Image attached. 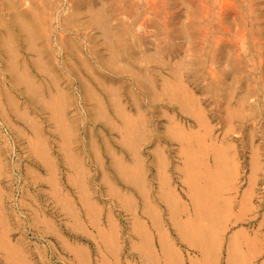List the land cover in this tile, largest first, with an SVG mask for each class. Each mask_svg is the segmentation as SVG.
<instances>
[{"label":"rangeland","instance_id":"rangeland-1","mask_svg":"<svg viewBox=\"0 0 264 264\" xmlns=\"http://www.w3.org/2000/svg\"><path fill=\"white\" fill-rule=\"evenodd\" d=\"M8 1L10 3L0 1V6L4 7H0V23L4 24V14L5 24L12 25L14 13L29 14L43 0ZM44 1L47 3L42 2L41 8L37 9L46 12L42 18H45L44 30H49L43 33L40 43L34 44L36 48L24 41L26 34H19L13 26L21 45L16 52L21 56L18 66H24V60L29 77L15 70L12 56L0 46V161L6 166L4 170L0 167V264H233L231 238H236L238 233L237 246L244 253L250 251L245 263L264 264V0ZM191 3L193 7L189 8ZM118 5L122 6V14L125 11L124 16ZM105 6H109V10L112 8L107 12H116L112 22L118 26L117 30L130 32L122 34L128 45L126 52L129 50V58L126 56V61L120 64L115 62L118 55L109 47V36L97 24L104 16ZM55 7L56 10H49ZM195 16L199 19L196 20ZM0 32V36L5 33L1 27ZM132 32L134 35L131 36ZM139 33L141 35L136 37ZM131 41L132 49H129ZM95 45H98L97 49ZM119 50V56L127 54ZM213 51L217 54L214 55ZM111 52L114 53L112 56ZM132 54L137 56L130 59ZM210 54L214 56L211 58ZM226 57H230L229 60ZM210 60L215 61V65ZM229 61L233 62L230 64ZM177 67H182V71ZM229 67L231 69H226ZM46 68L51 74L49 71L46 73ZM179 72L182 76L177 74ZM218 73L223 77L216 75ZM233 75L236 77L234 80L231 79ZM13 78L17 81L14 82ZM178 78L181 83L177 82ZM220 79L221 82L218 81ZM25 81L27 83H23ZM173 81L178 86H174L175 89H180L178 94L187 85L189 95L185 93V87L182 90L184 96L181 93L177 99L172 97L169 90ZM218 87H222L219 88L222 91ZM5 90L7 99L3 96ZM181 95L188 97L185 100L198 98L199 101L195 99L193 105L192 101L183 100ZM53 96L61 98L54 109L57 112L47 105ZM58 109L62 111L59 113ZM53 113L60 114V121ZM198 114L202 117L201 124L198 123ZM4 118L9 122L6 123ZM126 122L134 123L136 134L126 133ZM37 138L39 140H35ZM191 146L200 150L204 147L202 152L192 154L196 156L193 159H197L199 167L196 168L203 177L217 169L220 159L217 153L226 163L228 159L227 168L224 167L225 177H222L219 187L221 191L218 190L219 196H215L218 205H224L221 201H225L230 207L227 211L225 204L227 215L222 219L226 214L222 212L220 221L218 218L216 228H219L220 243L217 248L207 243L208 248L203 249L189 239L191 236H184L181 229L183 224L194 221L197 216L193 186L185 174L190 160L188 151L194 152ZM42 151H47L48 155L43 154L45 152L40 154ZM137 175L145 180L144 188H140ZM199 183L203 185L204 181ZM54 184L56 188H53ZM170 191L175 192L177 199L174 202ZM5 197L9 198L6 202ZM67 198L71 199L70 206L65 200ZM20 202L24 204L20 205ZM63 203H67L68 208ZM198 222L204 226L210 223L202 218ZM176 250L181 252L176 253ZM207 250L211 251L207 253ZM170 252L173 255L170 256ZM205 254L207 259L211 257V262Z\"/></svg>","mask_w":264,"mask_h":264},{"label":"bare ground","instance_id":"bare-ground-1","mask_svg":"<svg viewBox=\"0 0 264 264\" xmlns=\"http://www.w3.org/2000/svg\"><path fill=\"white\" fill-rule=\"evenodd\" d=\"M1 1V0H0ZM15 1V0H14ZM22 1V0H21ZM23 1H25V0H23ZM32 1V0H31ZM31 1H29V3H31ZM39 1V0H38ZM48 1V0H47ZM99 1V0H98ZM105 1V0H104ZM110 1V0H109ZM112 1L113 0H111V2H109V3H112ZM117 0H115V2H116ZM122 1V0H121ZM125 0H123V2H124ZM131 1V0H130ZM133 1V0H132ZM187 1V0H186ZM189 1H191V0H189ZM192 1H195V0H192ZM191 1V2H192ZM197 1V0H196ZM7 2H9L8 0H7ZM17 2V1H16ZM16 2H14V3H16ZM33 2V1H32ZM42 2H45V3H47L46 1H41V3L40 4H42ZM91 2V1H90ZM100 2V1H99ZM98 2V3H99ZM103 2V1H102ZM108 2V1H107ZM114 2V1H113ZM122 2V3H123ZM128 2V1H127ZM135 2V1H134ZM179 2V1H178ZM199 2V1H198ZM197 2V3H198ZM2 3H3V0H2ZM2 3H0V4H2ZM5 3V2H4ZM10 3V2H9ZM9 3H7L8 5H9ZM22 3V2H21ZM20 3V4H21ZM24 3V2H23ZM22 3V4H23ZM96 3H97V1H96ZM103 3H105V2H103ZM183 3V2H182ZM185 3H187V2H185ZM194 3V2H193ZM36 4V3H35ZM40 4L38 5V7H40ZM48 6H50L51 5V3L50 2H48ZM101 4V3H100ZM106 4V3H105ZM104 4V5H105ZM119 4H121V3H119ZM196 3H194V5H195ZM200 4V3H199ZM34 5V4H33ZM102 5V4H101ZM101 5H100V8H102L101 7ZM196 5H198V4H196ZM195 5V6H196ZM35 6V5H34ZM34 6L32 7V8H34ZM47 6V7H48ZM57 6V5H56ZM119 6V5H118ZM118 6H116V7H118ZM199 6V5H198ZM1 7V6H0ZM17 7H19V6H17ZM37 7V8H38ZM110 7H111V5H110ZM119 7H121L120 8V10L119 11H121V15H123L124 16V14H125V11L123 10V12H124V14H122V6H119ZM134 7H135V5H134ZM133 7V8H134ZM185 7H189L188 5H186ZM191 7H193L192 6V3H191V6L189 7V8H191ZM4 7H1V9H3ZM8 8V7H7ZM9 8H11V7H9ZM13 8V7H12ZM22 8H23V6H22ZM30 8V7H29ZM34 9V10H32V11H30V13L29 14H27V13H20L19 11H18V13H14V16H13V22H12V25H11V23H9V24H5V21H3V16H4V14H3V16H2V22L4 23V24H2V23H0V27L2 28V29H4V31H5V33H4V35L3 34H1V36H0V46L2 47H4L5 49H6V51H7V54L9 53L10 54V56H12V60L11 61H13V63H14V66H15V70H17V72L18 71H20L19 73H23L22 75H24V76H28L29 74V71H28V69H27V65H26V63H25V61L23 60V64L22 65H26V67H24V66H22V67H20L19 68V60H18V58L20 57L21 58V56L19 55V53L17 54L16 52H17V50H19V48L21 47V45H19V41H18V35H17V32H19V34H21V33H24V34H26V39L24 40V41H28L29 43H31L33 46L32 47H35L34 46V44H36L39 40H41V38H42V36H43V33L46 31H48V30H44V27H45V24H44V20H45V18H42L43 17V12H45V11H43V12H41V10L40 9ZM41 8V7H40ZM43 8V7H42ZM44 8L46 9V6L44 5ZM43 8V9H44ZM50 8V7H49ZM107 8V9H106ZM113 8H115V6L113 7ZM133 8H132V10H133ZM201 8H203V7H201ZM6 9V8H5ZM26 9V8H25ZM31 9V8H30ZM56 10L57 8L55 7V8H52V9H49V10ZM91 9L93 10V8L91 7ZM112 8H110V10H111ZM123 9H125V8H123ZM128 9V8H127ZM195 9V8H194ZM198 9V7L196 8V10ZM47 10H48V8H47ZM92 10H91V13H92ZM95 10H96V8H95ZM109 10V6H105V8L103 7V11H104V16H101V18H100V20H99V22H97V24L98 25H101L102 27V30H105L104 32L106 33V35L107 36H109V38H110V45H109V47L111 46V50L114 52H116V54L118 55L117 56V60H115V62L117 63V64H120L121 62H123V61H126L125 59L127 58L126 56H128L129 54L126 52V50H127V47H128V45H127V42H125V41H123V39L125 40V37L122 35V34H130V32H128L126 29H124V30H126L125 32H127V33H121V31L119 32L118 30H117V27L118 26H116L115 24H113L114 22H112L113 20H114V16H115V14H116V12H107ZM109 10V11H110ZM126 10V9H125ZM135 10V9H134ZM133 10V11H134ZM199 10V9H198ZM197 10V13L199 12ZM202 10V9H201ZM21 11V10H20ZM24 11H26V10H24ZM94 11V10H93ZM97 11H99V10H97ZM102 11V10H101ZM102 11V12H103ZM118 11V12H119ZM129 11V10H128ZM127 11V12H128ZM187 11V10H186ZM7 12H9L10 13V11L9 10H7ZM23 12V11H22ZM52 12H55V11H52ZM96 11H94V14L96 15L97 13H95ZM126 12V13H127ZM193 12H195V11H193ZM46 13V12H45ZM51 13V12H50ZM56 13V12H55ZM80 13V12H79ZM120 13V12H119ZM119 13H118V16H119ZM133 13V12H132ZM135 13H136V11H135ZM52 14V13H51ZM71 14V13H70ZM69 14V15H70ZM90 14V13H89ZM93 14V13H92ZM93 14V15H94ZM100 14V13H99ZM98 14V15H99ZM102 14V13H101ZM134 14V13H133ZM194 14V13H193ZM46 15V14H45ZM47 15H48V13H47ZM73 15H74V13H73ZM73 15H71V16H73ZM92 15V19H95V18H93L94 16ZM120 15V16H121ZM128 15H130V14H128ZM167 15V14H166ZM210 15H212V14H210ZM252 15V14H251ZM77 16V15H76ZM100 16V15H99ZM185 16H186V12H185ZM206 16V15H205ZM250 16V15H249ZM253 16V15H252ZM131 17V16H130ZM191 17V16H190ZM196 17V16H195ZM195 17H193V18H195ZM55 18V17H54ZM73 18V17H72ZM77 18V17H76ZM112 18H113V20H112ZM116 18V17H115ZM119 18V17H118ZM136 18V17H135ZM44 19V20H43ZM51 19V18H50ZM91 19V18H90ZM92 19H91V21H92ZM199 19V18H198ZM197 19V17H196V20H198ZM1 20V19H0ZM52 20V19H51ZM50 20V22H52ZM55 20V19H54ZM67 20H71V17L68 19V17H67ZM96 20V19H95ZM116 20H118L117 18H116ZM186 20V19H185ZM203 20V19H202ZM46 21H47V18H46ZM73 21V20H72ZM94 21V20H93ZM10 22V21H9ZM48 22H49V20H48ZM49 22V23H50ZM116 22H118V21H116ZM129 22V21H128ZM133 22V21H132ZM69 23V22H68ZM94 23V22H93ZM72 24V23H71ZM113 24V25H112ZM128 24V23H127ZM126 25V24H125ZM124 25V26H125ZM130 25H131V23H130ZM168 25V24H167ZM15 27V29L17 30V32H15L14 31V27ZM52 26V25H51ZM131 26H134V24L133 25H131ZM184 26V25H183ZM185 26H187V25H185ZM47 27V26H46ZM100 27V26H99ZM128 27H129V25H128ZM127 27V28H128ZM141 27V26H140ZM48 28V27H47ZM46 28V29H47ZM50 28V27H49ZM130 28H132V27H130ZM204 29H205V27H204ZM135 30V29H134ZM178 30V29H177ZM185 30V29H184ZM184 30H182L183 32H184ZM101 31V30H100ZM116 31V32H115ZM138 32H139V30H137ZM179 31V30H178ZM102 32V31H101ZM138 32L136 33V34H138ZM182 32V33H183ZM1 33V32H0ZM185 33V32H184ZM183 33V34H184ZM45 34H47V33H45ZM132 34H133V32L131 33V36H132ZM134 35V34H133ZM141 34L139 33V35H136V37L138 36H140ZM185 35V37H187L186 36V34H184ZM173 36V35H172ZM189 36V35H188ZM46 37H47V39H48V36L46 35ZM46 37H45V39L44 40H47L46 39ZM50 37V36H49ZM103 37V36H102ZM126 37H127V35H126ZM188 38V37H187ZM104 39H106V37L104 38ZM132 40H133V37L131 38ZM134 39H135V36H134ZM137 39V38H136ZM108 40V39H107ZM107 40H104L105 41V43L107 42ZM141 40V39H140ZM42 41H43V39H42ZM129 41H130V39H129ZM137 41V40H136ZM28 42H27V44H28ZM141 42V41H140ZM139 42V43H140ZM38 43H40V42H38ZM46 43V42H45ZM125 43V44H124ZM132 43H133V41H131V44H129V49H132ZM138 42H136V44H137ZM142 43V42H141ZM99 44V43H98ZM104 43L102 42V45H103ZM107 44H109V42H107ZM188 44V43H187ZM190 44V43H189ZM101 45V44H100ZM106 45V44H105ZM138 45V44H137ZM140 45V44H139ZM30 46V45H29ZM95 46H97L96 47V49L98 48V45H95ZM141 47H142V45H140ZM107 47H108V45H107ZM106 47V48H107ZM108 47V48H109ZM135 46H134V44H133V48H134ZM186 47V46H185ZM36 48V47H35ZM35 48H33V49H35ZM139 48V47H138ZM187 48H188V46H187ZM44 49V48H43ZM103 49V48H102ZM119 49H121V51L122 52H126L127 54H124V55H121V56H119L120 55V50ZM135 49H136V47H135ZM111 50H109V51H111ZM138 50H141L140 48L138 49ZM214 50V49H213ZM30 51H31V49H30ZM137 51V50H136ZM183 51H186V50H183ZM215 51H218V49L217 50H215ZM2 52V51H1ZM37 52H38V54H40L39 53V51L37 50ZM43 52V51H42ZM113 52H111L110 53V55L112 56L114 53ZM187 52V54H188V51H186ZM185 52V53H186ZM214 52V51H213ZM35 53H36V50H35ZM96 53V52H95ZM106 53V52H105ZM108 53V52H107ZM113 53V54H112ZM134 53V52H133ZM136 53V52H135ZM141 53V52H140ZM216 52H214V55H216L215 54ZM16 54H17V56H16ZM23 54V53H22ZM30 54V53H29ZM143 54V53H142ZM186 54V55H187ZM211 54H213V53H211ZM211 54H210V56H211ZM223 54V53H222ZM131 55V54H130ZM146 55V54H145ZM214 55H212L211 56V58L214 56ZM110 56V57H111ZM137 56V55H136ZM136 56H133V54H132V56L130 57V59L131 58H133V57H136ZM226 56H229V55H227L226 54ZM38 57H39V55H38ZM40 57H41V55H40ZM110 57H109V59H110ZM114 57H115V55H114ZM147 56H145L144 58H146ZM149 57V56H148ZM160 58H161V56H159ZM192 57V56H191ZM218 57V56H217ZM23 58H24V56H23ZM22 58V59H23ZM48 58V57H47ZM128 58H129V56H128ZM190 58V57H189ZM227 58V57H226ZM230 58V57H229ZM229 58H227L228 60H229ZM233 58V57H232ZM11 59V58H10ZM36 59H37V57H36ZM51 59V58H50ZM135 59H138V58H135ZM187 59V58H186ZM215 59V58H214ZM17 60H18V62H17ZM37 60H39V59H37ZM45 60V59H44ZM110 60H112V57H111V59ZM188 60V59H187ZM213 60V59H212ZM216 60V59H215ZM234 60V59H233ZM22 61V60H21ZM34 61V60H33ZM40 61V60H39ZM98 61V60H97ZM113 61V60H112ZM132 61V60H131ZM211 61V60H210ZM231 61V60H230ZM229 61V62H230ZM37 62V61H36ZM40 62H43V61H40ZM147 62V61H146ZM184 62V61H183ZM211 62H214V64L213 65H215V61H211ZM233 62V61H232ZM232 62H230V64L232 63ZM35 62H33L32 64H34ZM44 63V62H43ZM43 63H41L42 65H43ZM114 63V62H113ZM115 63V64H116ZM136 63H137V61H136ZM163 63H164V61H163ZM198 63H199V61H198ZM219 63V62H218ZM218 63H216V65L218 64ZM224 63H226V61L224 62ZM236 63V62H235ZM12 64V63H11ZM124 64V63H123ZM178 64H180V63H178ZM185 64V63H184ZM42 65H40V66H42ZM135 66H136V64H134ZM139 65V64H138ZM182 66H183V64H181ZM205 65V64H204ZM203 65V66H204ZM221 65V64H220ZM239 65H240V63H239ZM239 65H237L238 67H239ZM8 66V65H7ZM119 66H122V65H119ZM226 66V65H225ZM230 66V65H229ZM231 66H233V65H231ZM230 66V67H231ZM235 66V65H234ZM100 67V66H99ZM184 67V66H183ZM185 67H187V66H185ZM228 67V66H227ZM226 68V69H231V68ZM178 68V67H177ZM177 68H176V70H177ZM217 68H219L218 66H217ZM224 68V67H223ZM2 69V68H1ZM12 69H14V68H11V70ZM49 68H46L45 70H46V73H48V70ZM124 69H127L128 70V68H124ZM131 69V68H130ZM129 69V70H130ZM179 70H181L182 71V67H181V69H180V67L178 68ZM188 69V68H187ZM191 69V68H190ZM226 69H222V71H224V70H226ZM241 69V68H240ZM8 69H6L5 70V72L7 71ZM26 70V71H25ZM43 70V69H42ZM126 70V71H127ZM233 70H234V68H233ZM232 70V71H233ZM132 71V70H131ZM130 71V72H131ZM146 71V70H145ZM152 71H154V70H152ZM219 71V70H218ZM28 72V73H27ZM133 72H135L136 73V71L134 70ZM147 72V71H146ZM148 72H150V71H148ZM178 72V71H177ZM220 72H221V70H220ZM227 73H228V71H226ZM229 72H231V71H229ZM39 73H40V71H39ZM49 73H50V71H49ZM174 73H176L175 72V70H174ZM227 73H225V74H227ZM28 74V75H27ZM31 74V73H30ZM34 74L35 73H33V75L31 76V77H33L34 76ZM51 74V73H50ZM120 74V73H119ZM178 75H180V76H182L181 74H182V72H179V73H177ZM210 75H211V72L209 73ZM212 74H215V73H213L212 72ZM17 75V74H16ZM21 75V74H20ZM21 75V76H22ZM113 75V74H112ZM142 75V74H141ZM174 74L172 73V76H173ZM176 75V74H175ZM174 75V76H175ZM178 75L177 76H175V78L176 77H178ZM216 75H219V73L218 74H216ZM222 75H224V74H222ZM48 76V75H47ZM46 76V77H47ZM138 76V75H137ZM140 76V75H139ZM143 76V75H142ZM141 76V77H142ZM147 76V75H146ZM179 76V77H180ZM220 77H223V76H221V75H219ZM229 76V75H228ZM29 77V76H28ZM116 77V76H115ZM148 77V76H147ZM208 77V76H207ZM216 77V79H217V76H215ZM224 77H226V76H224ZM233 77H234V75L232 76V78L231 79H233ZM143 78H144V76H143ZM142 78V79H143ZM211 78V77H210ZM209 78V79H210ZM236 77H234V79H235ZM8 79V78H7ZM14 79V82H15V80L17 81V79H15V78H13ZM21 79H23V78H20V80ZM48 79V78H47ZM52 79H53V76H52ZM51 79V80H52ZM145 79V78H144ZM189 79V78H188ZM205 79H206V76H205ZM209 79H208V81H209ZM212 79V78H211ZM210 79V80H211ZM214 79V78H213ZM212 79V80H213ZM233 79V80H234ZM29 80V79H28ZM119 80V79H118ZM147 80V79H146ZM165 80H166V78H165ZM178 80H179V78H178ZM177 80V82H179V83H181L180 82V80L178 81ZM4 81H5V79H4ZM19 81V80H18ZM22 81V80H21ZM21 81H19L20 83H21ZM36 81V80H35ZM170 81V80H169ZM181 81H183L182 79H181ZM219 82H221V79L220 80H218ZM236 81V80H235ZM51 82V81H50ZM147 82H148V84L150 83L149 82V80H147ZM174 82V81H173ZM172 82V83H173ZM218 82V83H219ZM234 82V81H233ZM23 83H27L26 81L25 82H23ZM37 84H39L38 82H36ZM54 83V82H53ZM165 83H166V81H165ZM170 83V82H169ZM185 83H186V81H185ZM184 83V84H185ZM224 83V82H223ZM223 83H221V84H223ZM14 84H17V83H14ZM46 84V83H45ZM55 84H56V82H55ZM163 84H164V82H163ZM167 84V83H166ZM175 84V85H174ZM174 84L172 85L173 87H171L170 89L171 90H169V92H171V93H169L170 95H172V97H174L175 96V98L177 99L178 97H177V95H180L181 93H182V95L184 96V94L186 93V94H188L189 95V92H190V88L189 87H187V85L185 86L184 84H181V86L182 85H184L183 86V89L186 87V89H184L186 92L183 94V89L181 90V93L180 94H178L179 93V90L180 89H175V87L174 86H177V84L174 82ZM211 84H212V82H211ZM213 84L215 85V83H214V81H213ZM24 85V84H23ZM150 86H151V83L149 84ZM12 86V85H11ZM14 86V85H13ZM12 86V88L14 89L15 88V86L13 87ZM19 86V85H18ZM34 86H36L35 85V83H34ZM42 88H43V86L42 85H40ZM166 86V85H165ZM165 86H164V88H165ZM170 86H171V83H170ZM219 86V85H218ZM229 86V85H228ZM2 87V86H1ZM30 87H31V85H30ZM29 87V88H30ZM178 87V86H177ZM216 87V85L214 86V88ZM32 88H33V86H32ZM35 88V87H34ZM33 88V89H34ZM39 86H38V90H39ZM42 88H41V90H42ZM187 88H189L188 90H189V92H188V90H187ZM219 88H222V87H218V90H221V89H219ZM11 89V88H10ZM226 89V88H225ZM237 89V88H236ZM236 89H234L235 91H236ZM37 90V89H36ZM35 90V91H36ZM37 90V91H38ZM154 90V89H153ZM163 90H165V89H163ZM163 90H162V92H163ZM167 89H166V91H168ZM2 91H4V89L2 90ZM1 91V92H2ZM166 91H164V92H166ZM222 91V90H221ZM225 91V90H224ZM114 92V91H113ZM155 92H156V89H155ZM188 92V93H187ZM191 92H192V90H191ZM218 92V91H217ZM220 92V91H219ZM3 93V92H2ZM6 93H7V91L5 90V93H3L4 95V97L7 99V97H6ZM157 93L158 92H156V95H157ZM193 93V92H192ZM192 93H190V95L192 94ZM198 93V92H197ZM221 93V92H220ZM224 93V92H223ZM34 94V93H33ZM112 94H114V93H112ZM115 94H117V93H115ZM168 94V95H169ZM194 94V93H193ZM227 94V93H226ZM10 96H12V94H9ZM92 95V94H91ZM97 96L96 95V93H93V96ZM159 95V94H158ZM181 95V97L183 98V96ZM230 95V93L228 94V96ZM90 96V95H89ZM112 96V95H111ZM161 96V95H160ZM14 97V96H13ZM92 97V96H91ZM185 97H187V96H185ZM185 97L183 98V100H185ZM191 97V96H190ZM224 97V96H223ZM231 97V96H230ZM229 97V98H230ZM9 98V97H8ZM60 97H58V96H53V97H51V99L49 100L50 102H48V106L50 107H47V108H49V109H51V107H52V109H53V111L55 112H57V110H54V109H56V107L58 106L57 105V102H58V100H60L61 101V98L59 99ZM111 98H113V97H111ZM111 98H110V100H111ZM116 98V97H115ZM174 98V99H175ZM182 98H179V100L180 99H182ZM188 98V97H187ZM186 98V100L185 101H187V102H191L192 100H188ZM232 98V97H231ZM241 98V97H240ZM119 99V98H118ZM173 99V100H174ZM175 99V100H176ZM190 99V98H189ZM192 99H194L193 98V96H192ZM196 100H198L199 101V99L198 98H195ZM194 99V100H195ZM245 99V98H244ZM13 100V99H12ZM14 100H17V99H14ZM183 100H181L182 102H184ZM193 100V101H194ZM19 101V100H18ZM113 101V100H112ZM178 101V100H177ZM192 101V102H193ZM228 101H230L229 99H228ZM237 101V100H236ZM243 101V100H242ZM12 102V101H11ZM13 102H15V101H13ZM12 102V103H13ZM45 102V101H44ZM119 102H120V100H119ZM186 102V103H187ZM191 102V103H192ZM16 103H18V102H16ZM43 103V102H42ZM102 103V102H101ZM185 103V102H184ZM198 102L196 101V105H197V107H198V104H197ZM59 105H60V103H58ZM182 104V103H181ZM188 104V103H187ZM186 104V105H187ZM190 104V103H189ZM230 104V103H229ZM1 105V104H0ZM10 105V104H9ZM13 105V104H12ZM16 105V104H15ZM185 105V106H186ZM191 105V104H190ZM193 105H194V102H193ZM192 105V107H194ZM238 105V104H237ZM240 105H241V103H240ZM102 106H103V104H102ZM114 106V105H113ZM188 106V105H187ZM232 106V105H231ZM17 107V106H16ZM22 107V106H21ZM27 107V106H26ZM219 107V106H218ZM230 107V106H229ZM238 107V106H237ZM240 107V106H239ZM239 107H238V109H239ZM0 108H1V106H0ZM20 108V107H19ZM18 108V109H19ZM46 108V107H45ZM103 108V111H104V106L102 107ZM196 108V107H195ZM200 108V106L198 107V109ZM204 107L202 106V109H203ZM233 108V107H232ZM49 109H46V110H49ZM51 109V110H52ZM62 109V108H61ZM116 109V108H115ZM229 109V108H228ZM237 109V108H236ZM237 109V110H238ZM118 110V109H117ZM116 110V111H117ZM233 110H235L234 108H233ZM232 109H231V111H233ZM236 110V111H237ZM27 111V110H26ZM52 111V112H53ZM59 111H62V110H60V109H58V112ZM64 111V110H63ZM115 111V112H116ZM196 111H197V108H196ZM201 110H199V112H200ZM228 111V110H227ZM235 111V112H236ZM239 111V110H238ZM237 111V112H238ZM13 112H15V111H13ZM234 112V113H235ZM236 112V113H237ZM5 113V112H4ZM26 113V112H25ZM60 113V112H59ZM226 113H228V112H226ZM54 114V116L56 115L57 116V119H58V117H59V115L60 114H57V113H53ZM116 114V113H115ZM119 114V113H118ZM193 114V113H192ZM202 114H204V113H202ZM52 115V114H51ZM199 115V114H198ZM25 116V115H24ZM55 116V117H56ZM231 116V115H230ZM4 117V116H3ZM22 119H23V117H22V115L20 116ZM52 117V116H51ZM199 118L201 117L200 115L198 116ZM31 118V117H30ZM202 118V117H201ZM201 118H200V120H199V124H201ZM5 119V118H4ZM53 119V118H52ZM6 120V119H5ZM26 120V119H25ZM51 120V119H50ZM61 120H62V118H61ZM63 120H64V118H63ZM204 120L205 121H207L208 119H205L204 118ZM203 120V121H204ZM7 121H8V119L6 120V123H7ZM58 121H60L59 119H58ZM210 121V120H209ZM208 121V122H209ZM9 122V121H8ZM31 124H32V118H31ZM64 122V121H63ZM53 123H56V122H53ZM58 123V122H57ZM114 123V122H113ZM125 123V122H124ZM205 123V122H204ZM26 124V123H25ZM28 124V123H27ZM30 124V123H29ZM61 124V123H60ZM203 124V123H202ZM205 124H207V123H205ZM30 126H32V125H30ZM201 126V125H200ZM208 126H210V124L208 125ZM34 127H35V124H34ZM59 127H62L61 125L59 126ZM64 127V126H63ZM62 127V128H63ZM126 128V130L123 128V130H125L126 131V133L127 134H129V135H131V134H136L135 133V129H137V127L135 128L134 127V123L133 122H130V123H128V122H126V126H125ZM18 128H19V126H18ZM37 128V127H36ZM61 128V129H62ZM118 128H120V127H118ZM22 129V128H21ZM33 129V128H32ZM208 129V127L205 129V130H207ZM137 131V130H136ZM209 131H210V128H209ZM208 131V132H209ZM18 132H19V130H18ZM21 132V131H20ZM56 132V131H55ZM66 132H67V130H66ZM140 132V131H139ZM209 133H211V132H209ZM22 135V134H21ZM20 135V136H21ZM140 135V134H139ZM26 137V136H25ZM128 137V136H127ZM126 137V138H127ZM137 137H139V136H137ZM196 138H198V137H196ZM201 137H199V139H200ZM6 139V138H5ZM199 139H198V142H200L201 140H203L204 141V139L202 138V139H200V141H199ZM35 140H39L38 138L37 139H35ZM130 140V139H129ZM27 141V140H26ZM33 142V141H32ZM43 142V141H42ZM190 143H191V141H189ZM193 142H194V140H193ZM198 142H194L196 145H198L199 143ZM38 144H39V142H37ZM188 143V142H187ZM201 143V142H200ZM36 144V143H35ZM37 144V145H38ZM194 144V145H195ZM202 144H203V146H204V142H202ZM40 145V144H39ZM191 145V144H190ZM190 145H188V146H190ZM193 145V144H192ZM200 146L199 147H201V144H199ZM41 147H43L42 145H40ZM36 147H38V146H35V148ZM194 146H191V148H192V150L194 149L193 148ZM44 148V147H43ZM133 148V147H132ZM196 148H198V147H196ZM195 148V149H196ZM39 149V148H38ZM41 149V148H40ZM195 149H194V152L192 153V152H190L189 153V151H188V157L187 158H189L190 160L189 161H187V163H188V165H187V171H188V173H185L186 174V177H188V181L189 182H191V184H192V192H193V195H194V200H195V207H196V210H197V212H196V214H197V216H196V218L194 219V221L192 220V219H190V220H192V221H190L189 223H187L186 225H184L183 224V226L181 227V229H182V232L184 233V236L185 235H189V236H191V238H189V239H192L193 240V242L195 241V242H197L200 246H202V248L203 247H205V248H208L207 246H209V245H207V243H212V246H213V244H214V246H216V248L219 246V243H220V240H219V238H218V233L219 232H217L218 230H219V228L217 229L216 228V225H217V223H218V218L222 215V212L223 213H225L226 212V214H224V215H222V219H223V217L225 218L226 217V215H227V211H229V205L224 201V202H222L221 201V204L222 203H224V205H218L217 204V202L215 201V196H216V194H217V196H219L218 194H219V192L221 191V190H219V187L221 186V182H222V177L225 175V169H224V167H226L227 168V166H226V164L228 163V159H227V163L224 161V158L222 157V155L220 154V153H217L216 151V153H217V155H218V158H220V159H218L217 157H216V160H215V162L217 161V159L219 160L218 162H217V164H216V166L217 167H215V168H217L215 171H211V172H207V173H205V176L203 177L201 174H202V172L200 173L199 171H198V169L196 168V166L197 167H199L198 166V162L196 161L197 159L195 158V159H193V156L194 155H192V154H194V153H196V152H200L201 150H203L204 149V147H202L201 148V150L198 148V150L197 151H195ZM4 150H5V148H4ZM37 150V149H36ZM43 150V149H42ZM189 150H190V148H189ZM191 150V151H192ZM228 150H229V148H228ZM227 150V151H228ZM41 151V150H40ZM220 151V150H219ZM39 152V151H38ZM43 152H45V151H42L40 154H42ZM47 152V151H46ZM43 153V154H46V155H48L47 153ZM49 152V151H48ZM202 152V151H201ZM198 153L196 154V155H198ZM216 153H215V155H216ZM214 154V153H213ZM215 155H214V157H215ZM216 155V156H217ZM221 155V156H220ZM233 156H234V154H233ZM232 156V158H234ZM43 158H44V156H42ZM70 157V156H69ZM194 157H196V156H194ZM227 158H229L228 156H226ZM2 160V159H1ZM49 160V159H48ZM188 160V159H187ZM195 160V161H194ZM226 160V159H225ZM78 161V160H77ZM197 162V163H196ZM236 162V161H235ZM0 163H1V168L3 169V167H6L4 164H3V162H1L0 161ZM51 163H52V160H51ZM75 163V162H74ZM236 164V163H235ZM235 164L233 165V166H235ZM229 165V164H228ZM238 165V164H237ZM236 165V166H237ZM43 166V165H42ZM230 166V165H229ZM233 166H231V167H233ZM45 167V166H44ZM54 167H56V166H54ZM53 166H52V168H54ZM75 167V166H74ZM0 168V170H2ZM57 168V167H56ZM30 169V168H29ZM74 169H76V168H74ZM125 169V168H124ZM123 169V170H124ZM130 169V168H129ZM4 170V169H3ZM50 170V171H49ZM134 170V169H133ZM226 170H228V169H226ZM230 170V169H229ZM47 171H49V172H52L51 171V169L49 168H47ZM54 171H56V170H54ZM73 171V170H72ZM76 171H77V169H76ZM127 171V170H126ZM48 172V173H49ZM129 172V171H128ZM127 172V173H128ZM131 172V171H130ZM231 172V171H230ZM54 173V172H53ZM52 173V175L55 177V174H53ZM56 173V172H55ZM132 174H133V172H132ZM139 174V173H138ZM187 174H188V176H187ZM50 175H51V173H50ZM123 175H125V174H123ZM53 176H51L52 178H53ZM71 176V175H70ZM131 176V175H130ZM135 176H136V174H135ZM137 176H139L140 177V175H137ZM50 177V176H49ZM79 177V176H78ZM225 177V176H224ZM223 177V178H224ZM38 178V177H37ZM51 178V179H52ZM71 178V177H70ZM70 178H69V182H70ZM228 178V177H227ZM44 179V178H43ZM57 179V178H56ZM56 179L54 180L55 182H56ZM128 179V178H127ZM163 179V178H162ZM203 179V180H202ZM229 179V178H228ZM134 180H135V178H134ZM134 180H133V182H134ZM165 180V179H164ZM163 180V181H164ZM226 180V179H225ZM51 181H53V180H51ZM73 181H75V180H73ZM139 181V183H140V188L141 187H145V183H144V179H143V177L141 178H139V180L137 179V182ZM203 182L204 181V183H203V185L202 184H200L199 182ZM165 182V181H164ZM226 182V181H225ZM57 183V182H56ZM73 183V182H72ZM138 183V184H139ZM166 183L168 184V182L166 181ZM223 183H224V181H223ZM229 183V182H228ZM190 184V183H189ZM55 185L56 184H54L53 186V188H56L55 187ZM82 186V185H81ZM164 186H165V184H164ZM167 186H169V184L167 185ZM167 186H165V187H167ZM59 187V186H58ZM84 188V187H83ZM2 188H0V190H1ZM52 189V188H51ZM60 189V188H59ZM166 190H172V189H166ZM218 190H219V192H218ZM76 191V190H75ZM164 191V190H163ZM26 192V191H25ZM87 192V191H86ZM165 192V191H164ZM173 192V193H172ZM170 191V196H171V198L173 199V202H174V199H177L176 198V195H175V192L174 191ZM218 192V193H217ZM1 193H2V190H1ZM47 193V192H46ZM60 193V192H59ZM79 193V192H78ZM24 194V193H23ZM86 194V193H85ZM57 196V195H56ZM59 196V195H58ZM143 196H145V195H143ZM162 196H163V198H164V194L162 193ZM169 196V195H168ZM30 197V196H29ZM54 197V196H53ZM60 197V196H59ZM82 197V196H81ZM221 197V196H220ZM220 197H219V200H218V202L220 201ZM167 198V197H166ZM217 198V197H216ZM9 198H6L5 197V202H6V200H8ZM53 199V198H52ZM61 199H63V198H61ZM73 199V198H72ZM131 199V198H130ZM130 199L128 200V201H130ZM133 199V198H132ZM131 199V200H132ZM144 199H146V198H144ZM143 199V200H144ZM165 199V198H164ZM66 200V202L69 204V206L71 205V199H69L68 200V198L67 199H65ZM165 200H167V199H165ZM64 201V200H63ZM148 201V200H147ZM24 202V201H23ZM131 202V201H130ZM150 202V201H149ZM21 203V202H20ZM55 203V202H54ZM67 203H63L64 204V206L65 207H67L68 205H67ZM128 203V202H127ZM136 203V202H135ZM148 203V202H147ZM146 203V204H147ZM24 204V203H23ZM22 203L20 204V205H23ZM89 204H91V203H89ZM129 204V203H128ZM133 204V203H132ZM132 204H131V206H132ZM151 204V203H150ZM220 204V203H219ZM225 204H227L226 206L228 207V209H227V211L225 210ZM62 205V204H61ZM135 205V204H134ZM152 205V204H151ZM176 205H177V203H176ZM180 205V204H179ZM179 205L177 206L178 208H179ZM137 206V205H136ZM147 206H149V203H148V205ZM174 206V205H173ZM3 207V206H2ZM23 207H25V205L23 206ZM22 207V208H23ZM63 207V206H62ZM155 207V206H154ZM17 208V207H16ZM68 208V207H67ZM73 209H72V211L74 210V207H72ZM84 208V207H83ZM137 209V208H136ZM145 209V208H144ZM150 209H151V207H150ZM156 209V208H155ZM154 209V210H155ZM186 209V208H185ZM88 210V209H87ZM148 210V209H147ZM146 210V211H147ZM152 210H153V208H152ZM195 210V211H196ZM134 211V210H133ZM144 211V210H143ZM151 211V210H150ZM180 211V210H179ZM194 211V212H195ZM77 212V211H76ZM145 212V211H144ZM148 212V211H147ZM156 212V211H155ZM171 212H176L175 210H172ZM186 212H187V210H186ZM74 214H75V212H73ZM35 214V213H34ZM70 214V213H69ZM144 215H145V213H143ZM156 214H158V213H156ZM160 214V213H159ZM4 215V214H3ZM73 215V214H72ZM179 215V214H178ZM39 216V215H38ZM161 216V215H160ZM68 217V216H67ZM72 217V216H71ZM74 217V216H73ZM88 217V216H87ZM152 217V216H151ZM157 217V216H156ZM194 217V216H193ZM111 218V217H110ZM109 218V219H110ZM161 218V217H160ZM173 219H175L174 217H172ZM198 218H202L203 220H209L210 221V223H209V225L208 226H204L201 222H198L199 220H197ZM108 219V220H109ZM139 219V218H138ZM189 219V218H188ZM187 219V220H188ZM220 219H221V217L219 218V221H220ZM75 221H76V219H74ZM78 220H79V218H78ZM186 220V221H187ZM74 221V222H75ZM159 221H162V220H159ZM189 221V220H188ZM49 222V221H48ZM47 222V223H48ZM51 222V221H50ZM107 222H109V221H107ZM137 222H139V221H137ZM34 223H36V222H34ZM46 223V224H47ZM67 223V222H66ZM76 223V222H75ZM113 223V222H112ZM177 223V222H176ZM222 224H223V222H221ZM48 224H50V223H48ZM81 224H83L82 222H81ZM46 226V225H45ZM113 226V225H112ZM138 226V225H137ZM142 226V225H141ZM2 227H4V226H2ZM47 227H48V225H47ZM117 227V226H116ZM163 227V226H162ZM112 228V227H111ZM180 228V227H179ZM52 229V228H51ZM139 229V228H138ZM164 229V228H163ZM2 231H3V228L1 229ZM104 230V229H103ZM5 231V230H4ZM3 231V232H4ZM141 232H144V231H141ZM162 233H163V231H162ZM4 234H6L7 235V233L6 232H4ZM142 234V233H141ZM147 234V231H146V233H145V235ZM180 234H182V233H180ZM112 235V234H111ZM239 235V233L238 234H236V238H234V236H233V238H231L232 239V241H231V243H233V245L231 246V252H230V255H231V260H232V262H233V264H246L245 262H247V255H248V253H250V251L248 252V253H244V252H242L241 250H240V248L237 246L238 245V242H237V236ZM8 236V235H7ZM116 236V235H115ZM118 236V235H117ZM143 236V235H142ZM2 237H4V235L2 234ZM145 237V236H144ZM147 237H148V234H147ZM220 237V236H219ZM62 238V237H61ZM118 238V237H117ZM146 238V237H145ZM4 239V238H3ZM141 239V238H140ZM62 240V239H61ZM112 240H114V239H112ZM162 240V239H161ZM4 241V240H3ZM248 241V240H247ZM194 242V243H195ZM9 243V242H8ZM113 243V242H112ZM229 243H230V241H229ZM10 244V243H9ZM12 244V243H11ZM67 244V243H66ZM69 244V243H68ZM162 244V243H161ZM166 243H164V245H165ZM222 244V243H221ZM221 244H220V246H221ZM78 245V244H77ZM81 245V244H80ZM110 245V244H109ZM143 245H146V244H143ZM7 246V245H6ZM119 246V245H118ZM166 246V245H165ZM229 246V247H230ZM251 245L249 244V246H248V249H249V247H250ZM4 247H5V245H4ZM11 247V246H10ZM168 247V246H167ZM166 247V248H167ZM199 247V246H198ZM2 248V247H1ZM12 248V247H11ZM80 248H82V247H80ZM84 248V247H83ZM169 248V247H168ZM167 248V249H168ZM201 248V249H202ZM210 248V247H209ZM213 248V247H212ZM220 248V247H219ZM5 249V248H4ZM4 249H1V250H4ZM204 249V248H203ZM171 250H172V248H171ZM170 250V251H171ZM206 250V249H205ZM5 251V250H4ZM67 251V250H66ZM177 251L178 250H176V253H177ZM211 250H207V253H209ZM10 252H11V250H10ZM14 252H16V250L14 251ZM57 252V251H56ZM82 252V251H81ZM165 252H167V251H165ZM178 252H181V251H178ZM229 252V251H228ZM148 253V252H147ZM150 253H151V251H150ZM175 253V254H176ZM212 253V252H211ZM21 254V253H20ZM86 254H88V253H86ZM152 254V253H151ZM170 254V256H171V254L173 255V253H169ZM181 254V253H180ZM6 255V254H5ZM7 255H8V253H7ZM12 255H13V252H12ZM27 255V254H26ZM26 255H22L21 257L23 258V257H25ZM89 255V254H88ZM206 255V254H205ZM84 256V255H83ZM149 256H150V254H149ZM166 256H167V254H166ZM176 256V255H175ZM174 256V257H175ZM211 256V255H210ZM249 256V255H248ZM27 257V256H26ZM25 257V258H26ZM168 257V256H167ZM182 257V256H181ZM181 257L179 258V259H181ZM212 257H214L213 256V254H212ZM5 258H7V257H5ZM80 258H83V257H80ZM172 258V257H171ZM176 258H178V256L176 257ZM206 259H207V255H206V257H205ZM211 257H209L208 259H210ZM10 259V258H9ZM27 259V258H26ZM86 259V258H85ZM165 259V258H164ZM168 259V258H167ZM166 259V261L168 262V260ZM206 259H204V261L206 260ZM207 259V260H208ZM24 260V259H23ZM22 260V261H23ZM87 260V259H86ZM172 261H173V258L171 259ZM29 261H31V260H29ZM212 260L210 259V262H211ZM25 262V261H24ZM170 262V261H169ZM182 261H179V263H181ZM207 262V261H206ZM6 263V262H5ZM19 263V262H18ZM30 263V262H29ZM80 263V262H79ZM183 263V262H182ZM167 264V263H166ZM168 264H171V262L170 263H168ZM173 264H175V263H173Z\"/></svg>","mask_w":264,"mask_h":264}]
</instances>
